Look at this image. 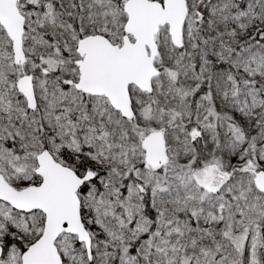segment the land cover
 <instances>
[{
	"label": "snow or ice",
	"instance_id": "obj_1",
	"mask_svg": "<svg viewBox=\"0 0 264 264\" xmlns=\"http://www.w3.org/2000/svg\"><path fill=\"white\" fill-rule=\"evenodd\" d=\"M0 264H264V0H0Z\"/></svg>",
	"mask_w": 264,
	"mask_h": 264
}]
</instances>
